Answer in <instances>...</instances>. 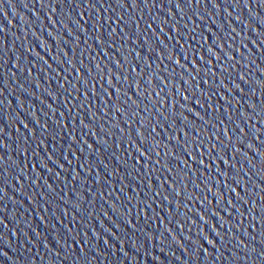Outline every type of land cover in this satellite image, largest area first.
<instances>
[{"label": "water", "instance_id": "obj_1", "mask_svg": "<svg viewBox=\"0 0 264 264\" xmlns=\"http://www.w3.org/2000/svg\"><path fill=\"white\" fill-rule=\"evenodd\" d=\"M0 264H264V0H0Z\"/></svg>", "mask_w": 264, "mask_h": 264}]
</instances>
